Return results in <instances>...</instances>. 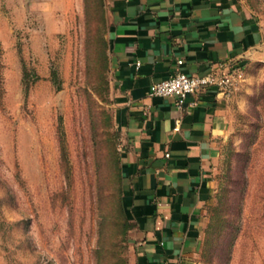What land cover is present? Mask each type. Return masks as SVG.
Segmentation results:
<instances>
[{
    "label": "rangeland",
    "instance_id": "374dc122",
    "mask_svg": "<svg viewBox=\"0 0 264 264\" xmlns=\"http://www.w3.org/2000/svg\"><path fill=\"white\" fill-rule=\"evenodd\" d=\"M108 26L106 0H0V264H134ZM244 67L200 264H264V45Z\"/></svg>",
    "mask_w": 264,
    "mask_h": 264
},
{
    "label": "crops",
    "instance_id": "0c3cea01",
    "mask_svg": "<svg viewBox=\"0 0 264 264\" xmlns=\"http://www.w3.org/2000/svg\"><path fill=\"white\" fill-rule=\"evenodd\" d=\"M122 201L134 264H200L232 98L216 88L174 97L151 86L258 57L264 29L234 0H106Z\"/></svg>",
    "mask_w": 264,
    "mask_h": 264
},
{
    "label": "built area",
    "instance_id": "2783aa9c",
    "mask_svg": "<svg viewBox=\"0 0 264 264\" xmlns=\"http://www.w3.org/2000/svg\"><path fill=\"white\" fill-rule=\"evenodd\" d=\"M182 63V60H178V66L167 79L155 82L151 86V96L174 97L177 105L182 106L189 95L198 96L200 92L210 87L228 94L245 79V67L237 61L219 63L212 66L207 73L200 75L187 74L180 68Z\"/></svg>",
    "mask_w": 264,
    "mask_h": 264
},
{
    "label": "trees",
    "instance_id": "16d2710c",
    "mask_svg": "<svg viewBox=\"0 0 264 264\" xmlns=\"http://www.w3.org/2000/svg\"><path fill=\"white\" fill-rule=\"evenodd\" d=\"M118 175H119V180H120V207H121V211H122L123 216H124L125 225H126L127 229L130 230L132 228V223L126 217L124 207H123V201H122V174H121L120 163H119V168H118ZM208 227H209V225H208Z\"/></svg>",
    "mask_w": 264,
    "mask_h": 264
}]
</instances>
